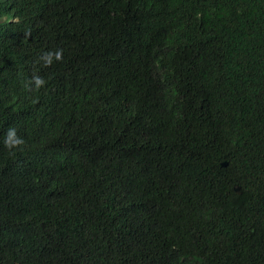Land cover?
I'll use <instances>...</instances> for the list:
<instances>
[{
	"label": "trees",
	"instance_id": "1",
	"mask_svg": "<svg viewBox=\"0 0 264 264\" xmlns=\"http://www.w3.org/2000/svg\"><path fill=\"white\" fill-rule=\"evenodd\" d=\"M0 264H264V0H0Z\"/></svg>",
	"mask_w": 264,
	"mask_h": 264
},
{
	"label": "clouds",
	"instance_id": "2",
	"mask_svg": "<svg viewBox=\"0 0 264 264\" xmlns=\"http://www.w3.org/2000/svg\"><path fill=\"white\" fill-rule=\"evenodd\" d=\"M56 55H57V58H59V53H57ZM43 59H45L46 63H50L51 62L50 54H46V56L43 57ZM42 83H43V81L40 78L37 77L36 78L37 86H39ZM14 136H15V131L14 130H10L9 133H8V139L5 140V144L7 146H12V145L17 144V143L20 142L19 139H13Z\"/></svg>",
	"mask_w": 264,
	"mask_h": 264
},
{
	"label": "water",
	"instance_id": "3",
	"mask_svg": "<svg viewBox=\"0 0 264 264\" xmlns=\"http://www.w3.org/2000/svg\"><path fill=\"white\" fill-rule=\"evenodd\" d=\"M222 164H223V165H225V164H226V162L224 161Z\"/></svg>",
	"mask_w": 264,
	"mask_h": 264
}]
</instances>
